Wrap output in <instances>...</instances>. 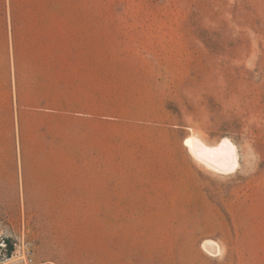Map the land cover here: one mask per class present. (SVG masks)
Instances as JSON below:
<instances>
[{"label":"rangeland","instance_id":"obj_1","mask_svg":"<svg viewBox=\"0 0 264 264\" xmlns=\"http://www.w3.org/2000/svg\"><path fill=\"white\" fill-rule=\"evenodd\" d=\"M14 8L93 14L91 85L62 90L80 96L33 98L39 109L27 115L87 121L88 131L92 122L94 149L103 147L110 168L126 170V185L155 191L156 207L120 210L124 264H264V0H0V26ZM6 45L0 40V264H26L24 252L37 263L104 264L88 243L73 256L39 257V224L57 242L64 214L22 208L6 191L16 108ZM69 104L81 113L54 112ZM191 136L208 146L229 139L238 170L200 163L186 146Z\"/></svg>","mask_w":264,"mask_h":264},{"label":"crops","instance_id":"obj_2","mask_svg":"<svg viewBox=\"0 0 264 264\" xmlns=\"http://www.w3.org/2000/svg\"><path fill=\"white\" fill-rule=\"evenodd\" d=\"M3 13L7 19L1 22L0 40L7 42L6 77L16 102L11 133L15 142L13 189L6 191L18 194L22 208L62 210L64 215L56 223L61 237L57 242L42 238L39 224V257L73 256L88 243L95 250L93 256L104 264H124L125 216L120 210L156 207L155 191L126 185V170L110 168L103 147L94 149L92 122L88 131L87 121L53 122L42 114L27 115L39 109L28 103L33 98L49 96L51 90L80 96L84 94L79 89L72 94L62 90L74 84L86 87L88 80L91 85L93 14L23 8ZM81 111L78 104L59 105L54 110L62 118ZM158 207L175 206L170 202Z\"/></svg>","mask_w":264,"mask_h":264},{"label":"bare ground","instance_id":"obj_3","mask_svg":"<svg viewBox=\"0 0 264 264\" xmlns=\"http://www.w3.org/2000/svg\"><path fill=\"white\" fill-rule=\"evenodd\" d=\"M186 146L196 160L218 173L231 174L240 166L237 148L229 139L217 146H208L199 137L191 136ZM205 248L214 255L219 252L218 245L213 242H207Z\"/></svg>","mask_w":264,"mask_h":264},{"label":"built area","instance_id":"obj_4","mask_svg":"<svg viewBox=\"0 0 264 264\" xmlns=\"http://www.w3.org/2000/svg\"><path fill=\"white\" fill-rule=\"evenodd\" d=\"M24 257L26 260V264H42V263L35 262L34 258L32 257V254L30 252H27V253L24 252Z\"/></svg>","mask_w":264,"mask_h":264},{"label":"trees","instance_id":"obj_5","mask_svg":"<svg viewBox=\"0 0 264 264\" xmlns=\"http://www.w3.org/2000/svg\"><path fill=\"white\" fill-rule=\"evenodd\" d=\"M13 251V246H9V253Z\"/></svg>","mask_w":264,"mask_h":264},{"label":"water","instance_id":"obj_6","mask_svg":"<svg viewBox=\"0 0 264 264\" xmlns=\"http://www.w3.org/2000/svg\"><path fill=\"white\" fill-rule=\"evenodd\" d=\"M186 143V142H185Z\"/></svg>","mask_w":264,"mask_h":264}]
</instances>
